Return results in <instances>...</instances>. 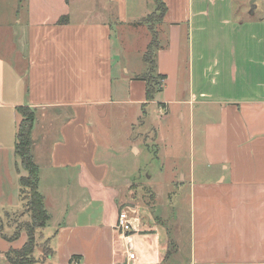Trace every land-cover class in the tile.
Here are the masks:
<instances>
[{"label": "crops", "instance_id": "obj_1", "mask_svg": "<svg viewBox=\"0 0 264 264\" xmlns=\"http://www.w3.org/2000/svg\"><path fill=\"white\" fill-rule=\"evenodd\" d=\"M162 1L167 10L160 24L187 26L184 96L175 93L178 28L170 27L169 46L156 57L157 74L166 77L157 104L166 112L177 106L180 120L192 125L193 157L183 171L173 167V184L186 188L189 199L187 231L176 236L183 247L170 246L164 222L150 213L155 193L152 206L140 205L130 172L121 182L108 181L106 156L125 161L128 153L140 155L136 139L113 144L117 132L105 134L95 125L112 107L119 123L126 122L127 108H138L136 123L145 125L154 100L146 103L145 83L135 79L145 65L132 73L123 66L127 48L120 58L112 55L109 26L87 32L72 26L68 0H0V213L30 221L20 197L25 172L14 153L16 109L28 107L35 111L31 151L49 216L35 235L48 252L36 253L35 245L34 264H264V19L232 23L228 0L216 19L226 30L206 33L212 23L204 4L225 0ZM139 20L132 26L142 28ZM81 39L88 40L82 47ZM158 138L154 131L153 141ZM120 210L134 220L125 235L115 229ZM26 241L25 231L11 240L0 232V264ZM181 248L183 259H172Z\"/></svg>", "mask_w": 264, "mask_h": 264}, {"label": "rangeland", "instance_id": "obj_2", "mask_svg": "<svg viewBox=\"0 0 264 264\" xmlns=\"http://www.w3.org/2000/svg\"><path fill=\"white\" fill-rule=\"evenodd\" d=\"M228 2V0H225L221 4H204V9L209 12L212 23L207 24L206 33L214 31L215 28L220 31L226 30L227 27L221 25L216 19L220 16L218 8ZM230 3V9L225 10V13L228 12L232 23L263 22V20L259 19H264V0H232ZM17 4H25V0H17ZM68 5L70 24L72 26H85V32L98 24L100 26L102 24L109 26L112 55L120 58L123 50L127 48L123 56V66L130 69L132 73L143 71L144 64L141 60V55L149 41V34L144 26L138 28L139 26H132V24L134 23L133 21L146 17L154 11L152 0H127V4H123V0H68ZM176 12L178 13L179 11ZM217 12L218 14L215 15ZM223 18L227 19L225 16ZM170 27H176L178 32L181 31V62L176 74L177 85L175 92L180 97L184 96L183 82L186 75L187 26L186 23L174 25L162 23L156 25L161 45L158 51L168 48L171 39ZM87 42L88 40L81 39V47ZM118 69L116 70L118 71ZM117 71L114 73L115 77L119 75ZM115 82V86H118V80L115 79ZM164 86L165 84L163 83L162 91L155 97L154 103L148 107L149 118L145 117L148 119L144 126L141 123H136L137 112H139L136 107L127 108L126 122H123L122 117L121 123L115 119L116 116L113 117L116 109L114 107L109 108L108 116L100 120L97 119L95 125L97 129L105 134L111 131L117 132L114 138H110L111 143L114 142L113 144H117L120 141L123 143V139L126 137L130 140L136 139L137 147L141 150L140 155L133 157L128 153L129 160L126 159L125 161H123V155L106 156L111 165V177H109L108 181L121 182L123 181V172H130L133 183L132 190L135 192L136 202L140 205L152 206L153 198L151 194L155 193L156 204L150 213H152L154 218H160V221L164 222L165 235L168 234L167 236L172 240L170 246L179 244L183 247L184 242L179 243V237L176 236L178 231L184 237V232L187 231L189 199L186 188H179L173 184V181L178 180L176 178L177 172L173 167H179L183 171L188 165L190 158L193 157L192 131L190 130L192 125L187 118L180 120L177 106H171L169 112H166L157 104L162 101ZM123 113L126 114L124 107ZM97 118H100L99 115ZM128 121H132L131 123L135 124V127L133 129L130 128L131 123H129L128 129L124 130L123 123L127 124ZM153 130L157 131L159 137L156 142L153 141ZM105 145L107 144H102L103 149H105ZM156 151H158V154H155ZM28 222L29 219L24 217V215L10 213L7 216L0 213V232L3 233L4 237L13 239L21 231L26 232L25 225ZM37 230L34 231L32 238L34 247L35 245L38 247H36V253L40 250L43 254H47L46 243L40 240L39 235L35 236ZM183 237L180 239H183ZM175 250L170 249L168 251H171L173 256ZM184 250L181 248L176 257L173 256L172 259L182 260L185 256Z\"/></svg>", "mask_w": 264, "mask_h": 264}, {"label": "trees", "instance_id": "obj_3", "mask_svg": "<svg viewBox=\"0 0 264 264\" xmlns=\"http://www.w3.org/2000/svg\"><path fill=\"white\" fill-rule=\"evenodd\" d=\"M152 2L154 11L135 24L144 25L149 34V42L142 54L145 72L142 76L135 78L145 83L146 103L153 101L156 94L162 91L163 82L165 81L163 75L157 74L156 54L161 45L156 25L162 22L167 9L162 0H152ZM63 21L62 18L59 23L62 24ZM142 111L143 117H146L144 106H142ZM16 112L20 119L15 135L14 153L20 161L21 169L25 172V176L19 178L20 197L25 211L29 213L30 221L25 225L27 241L21 249H10L5 253V259L8 264H34L32 257L34 250L33 233L46 224L49 216L44 208L43 197L38 191V167L34 162L31 151V134L35 122V111L28 107H19Z\"/></svg>", "mask_w": 264, "mask_h": 264}, {"label": "built area", "instance_id": "obj_4", "mask_svg": "<svg viewBox=\"0 0 264 264\" xmlns=\"http://www.w3.org/2000/svg\"><path fill=\"white\" fill-rule=\"evenodd\" d=\"M132 218L129 216V212L127 210H120L118 213L115 229L121 234L125 235L128 232L132 230ZM127 258L129 260L134 259V254L133 253H128Z\"/></svg>", "mask_w": 264, "mask_h": 264}]
</instances>
